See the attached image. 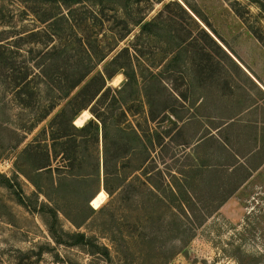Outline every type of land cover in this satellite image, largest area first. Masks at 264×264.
Segmentation results:
<instances>
[{"label":"rangeland","instance_id":"obj_1","mask_svg":"<svg viewBox=\"0 0 264 264\" xmlns=\"http://www.w3.org/2000/svg\"><path fill=\"white\" fill-rule=\"evenodd\" d=\"M206 30L229 49L252 47L255 35L264 48V0H0V38L24 37L20 47L31 51L18 61L53 75L93 71L70 99L97 72L118 71L103 101L75 117L87 111L85 123L95 122L98 131L66 128L70 147L57 146L52 161L66 176L59 185L56 174L41 176L46 197L17 171L16 165H29L19 154L56 113L64 110L63 125L70 121L81 99L59 101L27 134L21 127L42 113L49 93L44 83L54 82L35 81L37 103L23 108L0 76V264H108L80 244L68 246L78 242L66 234L108 247L112 264H264V165L221 205L245 175L227 176L244 163L234 155L245 153L189 146L196 127H184L179 117L186 108L168 91L183 100L185 64L214 47ZM255 159L264 164V152ZM198 162L215 172L204 173ZM104 180L120 188L109 196ZM114 246L120 257L114 258Z\"/></svg>","mask_w":264,"mask_h":264},{"label":"crops","instance_id":"obj_2","mask_svg":"<svg viewBox=\"0 0 264 264\" xmlns=\"http://www.w3.org/2000/svg\"><path fill=\"white\" fill-rule=\"evenodd\" d=\"M206 31L214 47L185 64L190 75L184 79L183 100L173 92L187 109L182 124L196 127L189 146L199 152L215 144L223 151L245 153L234 157L250 159L259 170L264 165L255 163L264 152V48L254 39L252 47L229 49L215 32ZM190 101L193 106L188 107Z\"/></svg>","mask_w":264,"mask_h":264},{"label":"trees","instance_id":"obj_3","mask_svg":"<svg viewBox=\"0 0 264 264\" xmlns=\"http://www.w3.org/2000/svg\"><path fill=\"white\" fill-rule=\"evenodd\" d=\"M197 17L200 19L199 16ZM255 37L259 42L262 43V39L260 37L256 35ZM10 39L11 38H0V76L4 78V82L9 83L10 90H12V97L18 106L23 108H29V106L30 107L33 106L32 104L37 103L36 100L39 98L38 97L39 86L34 85L35 81H44L47 79H51L52 80L51 82L55 83V84L53 83V85L50 83L49 84L44 83L45 88H47V90L49 91V93L47 92L48 93L47 103L42 113L38 117L33 119L27 126L21 127V129H23L27 134H32L34 130L38 127V125L43 121H45L57 109V107H59L61 101H68V103L70 102L72 103L73 100H76L78 98L81 99L78 111L76 114L74 113L70 121H67L63 125L60 119L62 117L64 110H61L59 113H56L49 121L47 127L42 129L41 133H39L29 144H27L26 147L19 154L18 160L20 161L23 158H27L29 160V165L27 164L26 167H20L16 165L17 171L36 188L39 194L46 197L47 196L46 191L39 183L41 176L50 175L52 177L53 173L56 174L55 182L58 185L60 184L61 181L64 180L66 176L60 173L62 169H59L58 167L52 168V161H55L57 157L55 148L57 146H61V147L68 146V144L71 142L68 141L66 128H70L72 131L79 134L86 133L89 130L98 131V125L93 121H89L88 123H85L81 127H76L75 125L72 124V121L74 122L76 115L80 111L85 110L92 103L93 104L90 107L91 110L94 104L103 101L104 97L106 96V93L110 90V87L107 86L106 83L110 81L113 77L118 75L116 74L118 71H115L114 73L113 72L109 73L106 71L97 72L96 75L91 77L90 80L80 88L79 92L72 100L70 99L71 94L93 72L92 70H86L83 73H79V74L73 73L67 76L65 74H54V75L53 73L49 74L40 68L39 69L35 68V66H39L38 63L33 66H29L27 60L23 59L22 62L18 61V57H23L24 52L26 54H29V52L31 51H24L20 47L22 46L21 43L25 39L24 37H19V39L17 40L16 39L10 40ZM123 75L126 76V74ZM64 78L67 81H71V80L72 81L69 84L62 85L61 79ZM174 90L175 89H171V88H169L168 90L169 93L171 94V97L172 95L174 96L173 94ZM175 102H178V100L176 99ZM166 111L167 109L163 110L162 113H165ZM91 113L92 115L95 116V118L99 121V123L102 124V127H104L105 124L100 117L101 115L99 113L96 114L93 111H91ZM179 119L181 120L182 117L181 118L179 117ZM56 126L60 131L59 133H54V131H56L55 130ZM63 126H65L64 129H62ZM41 136H44L47 139L39 141L40 139L39 137ZM41 147L44 149L42 154L40 152ZM71 148H73V150L76 149L75 143ZM64 152L66 153L67 151ZM64 152L61 153L60 156H64ZM104 153H105V157H104L103 167L104 170H106L107 152L105 147H104ZM197 159L199 158H195V160ZM242 160L244 163L242 164L236 163L237 165L236 164L233 165L231 167L232 170L230 171L231 174H228L227 176L229 177L233 176L234 174L238 173V171H243V173L245 172V175L243 176L242 180H240L234 186L232 191L230 190L228 192V195H226V197L223 198L221 205L229 197H231L234 192L238 190V188L241 186L242 183L247 181L252 176V174L258 170L257 167L251 166L250 159L249 160L242 159ZM34 162H40V163H34ZM199 165H202L204 173L215 172L214 168H210V166L208 165L201 163H199ZM119 188L120 185L117 186L116 189L115 188L110 189L108 187V184L106 183V180H104L103 182V190L109 196H112L114 193H116V191ZM154 189L155 188L152 185V183L148 182L147 191L152 196L155 194ZM89 210L91 213L94 212V210L91 208H89ZM51 213L55 219L57 216V211L51 210ZM47 229L51 236V239L55 243L60 244V242L62 241L61 239L56 237V233L53 227L47 224ZM66 236L71 239L77 240L78 242V243H72L71 245L68 246H76V244H80L82 248L87 252V254L93 255L98 253L103 259H105L106 262H108V264H112L111 250L108 249V247L105 246L99 247L95 244L90 243L91 240L85 239V236L83 234H73V235L66 234ZM113 252H115L114 258L120 257V255L122 254V251L115 246L113 247Z\"/></svg>","mask_w":264,"mask_h":264},{"label":"bare ground","instance_id":"obj_4","mask_svg":"<svg viewBox=\"0 0 264 264\" xmlns=\"http://www.w3.org/2000/svg\"><path fill=\"white\" fill-rule=\"evenodd\" d=\"M89 114L84 111L78 118L75 119L74 123L77 127H81L89 119Z\"/></svg>","mask_w":264,"mask_h":264},{"label":"water","instance_id":"obj_5","mask_svg":"<svg viewBox=\"0 0 264 264\" xmlns=\"http://www.w3.org/2000/svg\"><path fill=\"white\" fill-rule=\"evenodd\" d=\"M91 206V205H90Z\"/></svg>","mask_w":264,"mask_h":264}]
</instances>
